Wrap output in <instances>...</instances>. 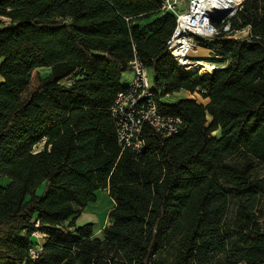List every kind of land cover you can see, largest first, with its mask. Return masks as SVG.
Here are the masks:
<instances>
[{
	"label": "trees",
	"instance_id": "16d2710c",
	"mask_svg": "<svg viewBox=\"0 0 264 264\" xmlns=\"http://www.w3.org/2000/svg\"><path fill=\"white\" fill-rule=\"evenodd\" d=\"M160 9L0 0V264H264V0L232 20L249 36L202 40L195 60L212 73L178 68L175 17ZM135 57L158 112L185 124L169 138L144 125L138 155L121 150L110 115ZM178 93L206 103L170 101ZM99 190L115 205L97 237L76 220Z\"/></svg>",
	"mask_w": 264,
	"mask_h": 264
},
{
	"label": "built area",
	"instance_id": "2783aa9c",
	"mask_svg": "<svg viewBox=\"0 0 264 264\" xmlns=\"http://www.w3.org/2000/svg\"><path fill=\"white\" fill-rule=\"evenodd\" d=\"M163 14L175 17V28L167 42L166 50L181 71L198 70V62L192 57L197 54L193 37L214 39H242L250 35V27L234 28L232 20L242 10L244 0H158ZM220 13H227L220 18ZM218 20L214 21V20ZM212 73L215 65L205 63ZM131 80L118 92L110 115L113 120L117 143L122 151L140 154L145 141L142 128L148 125L156 134L169 138L184 130V121L179 117H167L157 110L153 92L152 75L143 64L134 58L130 63ZM192 69V70H191ZM35 235V234H33ZM41 253V243L29 250L30 259L36 261Z\"/></svg>",
	"mask_w": 264,
	"mask_h": 264
},
{
	"label": "rangeland",
	"instance_id": "374dc122",
	"mask_svg": "<svg viewBox=\"0 0 264 264\" xmlns=\"http://www.w3.org/2000/svg\"><path fill=\"white\" fill-rule=\"evenodd\" d=\"M185 3H186V0H185ZM0 26H8V20L0 17ZM142 26L146 29V27L154 26V22L152 21L149 23H145V24H142ZM202 40H203L202 38H198L195 36L193 37V42L197 46V49H198L197 54H192V57L194 59H197L200 56L204 57V56L208 55V53L202 47ZM197 61L201 62L200 59H198ZM209 70H210V68L207 64H205L203 67H200V65L198 64V71L199 72L204 73V72L209 71ZM46 73H47L46 71L41 70L42 76H45ZM131 77H132L131 72H130V70H128L123 75L122 81L123 82L130 81ZM179 98H190V99H195L198 103H206V101H203L198 95H192L191 96V95H188L186 93H182V94L180 93V94L173 95L172 97H170V101L173 102L174 100L179 99ZM214 135L218 136L219 134L216 132V133H214ZM41 148H42V146L40 145L36 149L39 150ZM258 169H259L258 172L260 173V175L264 174V167L261 168V166H258ZM3 184H6V180L0 178V185H3ZM44 190H45V183L41 184L36 189L35 193L37 196H41L43 194ZM96 196H97L96 202L90 203L86 207L85 211L81 214V216H79L77 218L76 225L77 226H83V225L88 224V223L94 224L95 236L99 237L101 234V231H99V227L101 226L102 216L104 214V211H102V209L106 208L107 205H110L111 199L109 198L108 194L103 190L97 191ZM95 211H100L102 214L99 212H95ZM34 234L35 235H32L33 245L36 246L38 243H42L44 241V238L40 232H35Z\"/></svg>",
	"mask_w": 264,
	"mask_h": 264
},
{
	"label": "crops",
	"instance_id": "0c3cea01",
	"mask_svg": "<svg viewBox=\"0 0 264 264\" xmlns=\"http://www.w3.org/2000/svg\"><path fill=\"white\" fill-rule=\"evenodd\" d=\"M121 82H122L123 86H127L130 83V81H127V82L121 81ZM178 94H180V93H178ZM103 191H105L108 194L107 190H103ZM114 205H115L114 202L111 200L110 201V205H107L106 208L102 209V211H104V214L102 216V223H101V226L99 227V231H101L105 227V225L108 223V213H109L110 210H112ZM95 212L101 213L100 211H95Z\"/></svg>",
	"mask_w": 264,
	"mask_h": 264
},
{
	"label": "water",
	"instance_id": "95a60500",
	"mask_svg": "<svg viewBox=\"0 0 264 264\" xmlns=\"http://www.w3.org/2000/svg\"><path fill=\"white\" fill-rule=\"evenodd\" d=\"M226 14H227V13H220V18L224 17ZM218 20H219V19H218ZM218 20L216 19V20H214V21H217V22H218Z\"/></svg>",
	"mask_w": 264,
	"mask_h": 264
},
{
	"label": "bare ground",
	"instance_id": "6f19581e",
	"mask_svg": "<svg viewBox=\"0 0 264 264\" xmlns=\"http://www.w3.org/2000/svg\"><path fill=\"white\" fill-rule=\"evenodd\" d=\"M204 65H205L204 63H201V64H200V67H203ZM191 70H192V69H191Z\"/></svg>",
	"mask_w": 264,
	"mask_h": 264
}]
</instances>
